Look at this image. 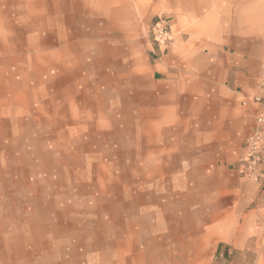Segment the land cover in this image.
Masks as SVG:
<instances>
[{"label": "rangeland", "instance_id": "rangeland-1", "mask_svg": "<svg viewBox=\"0 0 264 264\" xmlns=\"http://www.w3.org/2000/svg\"><path fill=\"white\" fill-rule=\"evenodd\" d=\"M165 4L0 0V264L209 263L167 247L157 213L189 198L168 187L182 150L129 99L136 24L166 17ZM132 37L128 61L119 49Z\"/></svg>", "mask_w": 264, "mask_h": 264}, {"label": "crops", "instance_id": "crops-1", "mask_svg": "<svg viewBox=\"0 0 264 264\" xmlns=\"http://www.w3.org/2000/svg\"><path fill=\"white\" fill-rule=\"evenodd\" d=\"M162 9L176 29L175 42L161 52L150 38L155 19L137 21L142 62L132 66L129 99L169 126L168 148L182 150L168 164V187L189 198L157 213L161 226L165 220L167 247L174 257H209L208 264L264 254V159L259 181L238 172L264 112L249 101L264 67V0H166ZM93 32H82L88 43ZM127 40L119 56L130 61L135 37ZM105 51L109 60L113 52ZM182 118L197 125L187 127Z\"/></svg>", "mask_w": 264, "mask_h": 264}, {"label": "built area", "instance_id": "built-area-1", "mask_svg": "<svg viewBox=\"0 0 264 264\" xmlns=\"http://www.w3.org/2000/svg\"><path fill=\"white\" fill-rule=\"evenodd\" d=\"M150 37L156 47L165 52L174 44L176 31L167 17L160 16L151 25ZM250 100L264 107V67L259 92L252 95ZM245 149V154L238 165V172L242 177L259 181L264 159V112L257 116V125L246 140Z\"/></svg>", "mask_w": 264, "mask_h": 264}]
</instances>
